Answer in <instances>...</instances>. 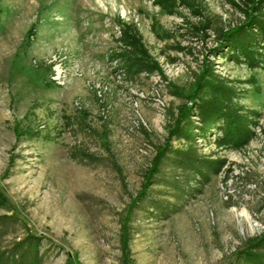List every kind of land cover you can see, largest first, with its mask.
<instances>
[{
  "label": "rangeland",
  "instance_id": "1",
  "mask_svg": "<svg viewBox=\"0 0 264 264\" xmlns=\"http://www.w3.org/2000/svg\"><path fill=\"white\" fill-rule=\"evenodd\" d=\"M261 19L264 0H0L3 262L257 264Z\"/></svg>",
  "mask_w": 264,
  "mask_h": 264
},
{
  "label": "trees",
  "instance_id": "2",
  "mask_svg": "<svg viewBox=\"0 0 264 264\" xmlns=\"http://www.w3.org/2000/svg\"><path fill=\"white\" fill-rule=\"evenodd\" d=\"M260 31L262 35H264V20L261 19V25H260ZM249 34V31H248ZM245 34V36H236V38H230L229 43L233 44L232 46L238 47L242 49V52L245 54H248L251 58H253V51L249 47V35ZM252 34V33H251ZM234 35V34H233ZM235 50V49H234ZM208 100L203 102V105L201 106L202 109V115L205 119V122L212 121L214 118L217 117V119L225 118L227 122V134L228 137L231 139H240L243 138V133L247 132L248 126H247V119L243 117L242 115H239L237 111H235V108L233 106L224 105L223 102L219 103H212L207 102ZM210 104V105H209ZM260 241H257L259 244L257 247H261L259 245H264V235L260 239ZM18 247H21V245H18ZM256 247V246H255ZM258 251V250H257ZM248 257L251 258V261L256 262L257 264H264V253L262 252H249L247 254ZM7 256L3 255L2 252H0V264H5L3 262ZM11 264H16L15 262Z\"/></svg>",
  "mask_w": 264,
  "mask_h": 264
}]
</instances>
